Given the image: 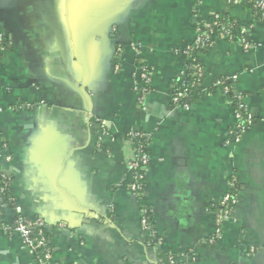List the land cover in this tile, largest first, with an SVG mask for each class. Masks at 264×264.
Wrapping results in <instances>:
<instances>
[{
    "label": "crops",
    "instance_id": "obj_1",
    "mask_svg": "<svg viewBox=\"0 0 264 264\" xmlns=\"http://www.w3.org/2000/svg\"><path fill=\"white\" fill-rule=\"evenodd\" d=\"M215 16L248 28L252 44L211 34L197 53L196 98L174 106L195 27ZM0 38L7 231L17 216L42 222L50 264H166L167 256L264 264V23L251 9L226 0H0ZM222 78H235L253 118L238 141ZM130 132L148 142L141 201L128 189ZM232 182L236 204L217 237L214 217ZM141 206L152 233L141 227ZM4 228L0 264H39Z\"/></svg>",
    "mask_w": 264,
    "mask_h": 264
},
{
    "label": "built area",
    "instance_id": "obj_2",
    "mask_svg": "<svg viewBox=\"0 0 264 264\" xmlns=\"http://www.w3.org/2000/svg\"><path fill=\"white\" fill-rule=\"evenodd\" d=\"M230 5L237 6L242 5L244 2L250 1L253 5V8L255 10H258L261 12V15L264 16V0H226ZM225 21V18L220 16H215L213 19L207 22H199L197 23L195 27V40L192 48L196 49H202L209 45V36L213 34L214 32H220L222 35H225V37H229V31L226 29V27L221 26L219 23L220 21ZM217 27V31H213V28ZM247 29H242V33L246 32ZM2 38H0V51L2 52L4 50L2 44ZM240 45L243 48H248L249 43L242 39L239 41ZM197 77H200L199 70L195 73ZM180 76H184V73H182ZM232 80H235L233 78ZM147 83H148V74L143 71L141 74V81L140 84L135 88V91L138 94L139 97V103H142L144 95L147 93ZM224 93H227V89H223ZM186 96V93L180 92L176 97L172 99V102L174 105H178V101L181 98H184ZM238 99L240 100V96L238 94ZM179 106V105H178ZM187 105L179 106V107H186ZM233 115L235 119V130H234V140L238 141L239 137L242 133L245 132L247 128H249L253 124V118L251 115H249L244 110V105L242 102L238 104L237 108H233ZM139 136L138 133L130 132L127 135L128 142L132 146L133 154L130 158V160L127 162V172L129 174V183H128V189L129 192L137 199H142L143 191H144V180H145V166L148 162V155L147 152L142 153L140 150L141 148H135L134 143L136 141V138ZM1 142V137H0ZM2 150V147H0V152ZM8 159V158H7ZM231 190L229 193L225 194L223 198L221 199L219 205L220 209L218 213L215 215V224L217 226L216 229V236L218 237L220 235V229H221V223L223 220L228 218L232 210L236 204V196L234 193V185L233 182L230 184ZM0 191H3V188L0 189ZM140 224L141 227L144 230H151V224L149 222V218L147 215V210L145 207L141 206L140 208ZM43 227V223L40 221H27L25 218L18 216V218L14 221L12 230L13 232L17 233L23 242V245L25 248H27L31 253L36 255L38 253L37 250L44 248L46 244V239L42 234V231L38 229ZM10 229V228H9ZM4 230L7 231V229L4 228ZM9 231V230H8ZM7 231V232H8ZM152 233V232H151ZM153 243L159 245V241L157 239H153ZM51 258V252L49 249L42 250L41 257L39 258L38 262L39 264H50ZM167 264H174V260L172 256H167Z\"/></svg>",
    "mask_w": 264,
    "mask_h": 264
},
{
    "label": "trees",
    "instance_id": "obj_3",
    "mask_svg": "<svg viewBox=\"0 0 264 264\" xmlns=\"http://www.w3.org/2000/svg\"><path fill=\"white\" fill-rule=\"evenodd\" d=\"M243 6L247 7L248 9H251L254 14L256 15V18L258 21L264 23V16L261 15V12L258 10H255L253 8V5L250 1L244 2L242 4ZM221 26L226 27V29L229 31V37H225L228 41L230 42H239L240 40L244 39L246 40L249 45L252 44V40L250 38V34L248 32V28L247 31L242 33V29H246L243 26L238 25L234 20L232 19H228L225 18V21L221 20L219 23ZM218 28L214 27L213 31H217ZM218 32V31H217ZM210 38V35H208ZM225 36V35H224ZM3 47H5L6 45V40H2V44ZM204 48L202 49H196V48H190L188 50H186L185 54H184V58H185V72H184V76H179L177 79V86L173 92L172 95V99L174 97H176L180 92H185L186 96L184 98L179 99L178 101V105L179 106H183V105H189L191 103L192 100H194L196 98V95L198 94V90H199V84L198 82L200 81V79L197 77V75H195V73L197 72V70H200V63L198 61V56L197 53L199 51H202ZM0 55H1V51H0ZM200 83V82H199ZM233 81L230 79H226V78H222L219 79L217 81V84H219V87L221 89H227V93L226 96L230 99V105L232 108H237L238 104L240 102H242L241 96H240V100L238 99V94L234 92L233 90ZM173 104V102H172ZM174 105V104H173ZM177 105V106H178ZM176 106V105H174ZM134 133H138L139 136L136 138V141L134 143V147L135 148H141V152H147V140L146 138L139 132H134ZM1 137V135H0ZM3 146V143L0 142V147ZM3 188V191H0V217H1V210L3 208V206H11L12 205V201H11V195L9 192V179L5 176V174L3 173V171L1 170V166H0V189ZM18 218V216L15 218V220ZM215 218V217H214ZM14 220V221H15ZM4 228L3 224L0 222V230H2ZM8 232H12V229H8ZM41 230L43 236L46 239V234L44 232L43 227L38 229L37 232ZM153 239H157L156 236H153ZM44 249H49V246L47 245V241L46 244L44 246V248L37 250L38 253L35 255L36 260L38 261L39 258L41 257V253L42 250ZM168 260L167 258L165 259V263L167 264Z\"/></svg>",
    "mask_w": 264,
    "mask_h": 264
}]
</instances>
